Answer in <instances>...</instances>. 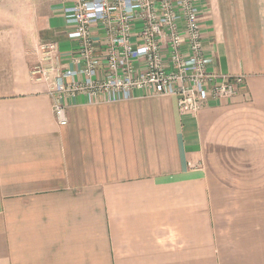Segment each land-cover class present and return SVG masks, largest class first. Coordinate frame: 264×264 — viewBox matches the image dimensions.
<instances>
[{"label": "crops", "instance_id": "crops-1", "mask_svg": "<svg viewBox=\"0 0 264 264\" xmlns=\"http://www.w3.org/2000/svg\"><path fill=\"white\" fill-rule=\"evenodd\" d=\"M4 1L0 264H264V0H204L208 69L245 75L236 96H80L66 125L31 68L43 42L72 51L78 0Z\"/></svg>", "mask_w": 264, "mask_h": 264}, {"label": "built area", "instance_id": "built-area-1", "mask_svg": "<svg viewBox=\"0 0 264 264\" xmlns=\"http://www.w3.org/2000/svg\"><path fill=\"white\" fill-rule=\"evenodd\" d=\"M207 13L204 0H78L62 10L72 51L63 57L58 43H41L31 76L48 84L59 125L69 122L67 108L80 96L94 103L129 100L138 91L174 95L183 112L196 113L246 83L243 74L208 69Z\"/></svg>", "mask_w": 264, "mask_h": 264}, {"label": "rangeland", "instance_id": "rangeland-1", "mask_svg": "<svg viewBox=\"0 0 264 264\" xmlns=\"http://www.w3.org/2000/svg\"><path fill=\"white\" fill-rule=\"evenodd\" d=\"M3 1H4V0H3ZM4 2H5V3H6V2L8 3L9 0H5ZM36 2H37V6H44V5H46V2H44V0H36ZM9 3H10V2H9ZM3 6L6 7L5 4H4ZM4 12L6 13L7 10H5Z\"/></svg>", "mask_w": 264, "mask_h": 264}]
</instances>
